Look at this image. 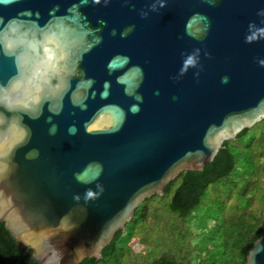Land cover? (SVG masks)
<instances>
[{
  "label": "water",
  "instance_id": "1",
  "mask_svg": "<svg viewBox=\"0 0 264 264\" xmlns=\"http://www.w3.org/2000/svg\"><path fill=\"white\" fill-rule=\"evenodd\" d=\"M261 9L264 0H0V82L24 79L46 41L58 57L47 82L34 78L38 101L0 106V223L29 259H100L141 203L264 119V37L245 42L250 22L264 27ZM196 49L197 67L182 74ZM245 264H264V233Z\"/></svg>",
  "mask_w": 264,
  "mask_h": 264
},
{
  "label": "trees",
  "instance_id": "2",
  "mask_svg": "<svg viewBox=\"0 0 264 264\" xmlns=\"http://www.w3.org/2000/svg\"><path fill=\"white\" fill-rule=\"evenodd\" d=\"M261 125L262 131L259 132V137L254 140L251 149L249 150V157H246L242 153H235L233 150V146L236 142H232L235 139H240L248 134V129L242 130L235 139L230 141H225L223 143L222 148L217 152L213 160L207 163L202 170L199 171H183L181 172L177 178L171 181L165 188L164 192L161 195H153L149 199H146L143 203L139 205L136 209V216L139 219L138 223H135L132 227H134L135 231L137 229L141 230V222L146 217L147 205L159 198H164L167 200V207H169L170 211H172L174 215V221L177 218V221H182L184 223L191 222L194 218V211L198 209V206L203 207L200 204V201L203 200V195L206 186L215 182L218 179H221L229 174L235 175V178L238 180H242V183H248V179L252 181L256 185L255 189H258L254 195H252L251 203L253 202L254 197L257 195L264 196L260 190H264V187L260 186L259 177H264V119L258 124ZM243 155V159L241 163H238L236 159L239 155ZM262 171V172H261ZM247 188H243L241 190L242 193L245 194L248 190ZM234 197V196H233ZM262 198V197H261ZM260 198V199H261ZM264 199V197H263ZM207 200V199H206ZM207 202V201H206ZM250 203V205H251ZM250 205L244 206L241 210L248 208ZM205 206V205H204ZM209 210V206H205ZM232 207V205H231ZM213 210V209H212ZM231 212V210H230ZM224 212L222 218H218L215 222L222 221L224 224L228 220L233 223L231 227L232 229L226 231L216 230L217 239H220L221 246L219 250H217V257L215 255L214 258L207 259V252L205 253L207 261L202 259V262L199 264H245V255L247 251L252 246L253 242L264 233V208L260 209V213L252 214V213H236L233 216V212ZM200 215V214H199ZM197 217L198 225L196 227V233L191 236L190 232L187 233L186 227L185 229H180L177 223H172L171 232L173 233L170 239L163 238L160 240L159 237L152 238V241H159L160 244H156L157 248L161 245H165L166 250L165 253L156 250L154 248L153 251L157 252V255H153L152 257L146 256L142 254L140 251V247L144 242V236L140 232V235L132 238L127 244L126 250L127 252H122L120 256L121 262L125 259V255L128 252H132V250L139 249V252L142 254H136V251L133 256L139 255L135 260L140 261L143 264H195L192 257L189 256V253L184 256V259L180 260L178 258L179 252L181 250H175L177 248L182 247L181 243L189 244L190 240H195L196 238H201L202 233H206L208 230V226L204 223L200 215ZM233 216V217H229ZM133 217V218H136ZM132 218V222H133ZM146 219V218H145ZM130 221V222H131ZM130 224V223H128ZM128 224L125 226L124 230L128 227ZM183 227V225H182ZM183 227V228H184ZM249 227V229H248ZM124 230H119L116 232L112 241L103 248L102 257L98 260L95 258H85L79 264H98L101 260L107 258L108 256L114 254L116 252L117 246L116 242L121 237ZM174 230H177L175 232ZM182 233H184L182 236ZM238 235L239 239L237 243L232 242L233 238ZM234 236V237H231ZM150 241V240H149ZM200 250L195 252L194 255L197 256L203 250L207 249L206 245L200 243ZM148 247V246H147ZM238 249V252H236ZM191 252V250L189 249ZM236 252V253H235ZM132 254V253H131ZM30 251L26 252L25 249H20L17 246L16 241L12 238L8 230L5 228L4 223H0V264H38L37 261L29 259ZM145 256L144 260H141L142 256ZM149 255V254H148ZM216 260V263L215 261ZM124 264V263H122ZM136 264H140L139 262Z\"/></svg>",
  "mask_w": 264,
  "mask_h": 264
},
{
  "label": "rangeland",
  "instance_id": "3",
  "mask_svg": "<svg viewBox=\"0 0 264 264\" xmlns=\"http://www.w3.org/2000/svg\"><path fill=\"white\" fill-rule=\"evenodd\" d=\"M262 121L258 122L253 127L249 128L247 135H245L244 137L240 139H235L232 141V142H236L235 145H232L234 147L233 150L235 153H242L246 157H249V153H250L249 150L251 149L253 142H255L254 140H256L259 137V132L262 131L261 125H258ZM243 157L244 156L240 154L238 158L236 159V161L238 163H241ZM259 179H260L259 180L260 186L264 187V177L260 176ZM242 187L243 188L248 187L247 189L248 191L245 194H240L243 191L241 190ZM255 187L256 185L252 183V181H250L249 179H248V183H242V180H238L235 178L234 173L229 174L221 179H218L215 182H212L211 184L206 186L204 195H203V200L200 201V204L203 207L198 206V209L194 211L193 220L187 223H184L182 221H177V218L174 221L175 214L172 211H170L167 205H165L167 203L166 199L159 198V199H155L151 201L147 205L146 217H145L146 219L144 218V220L141 222L140 232L144 236L145 240L142 246L140 247V250H141L140 252L149 257L150 256L152 257L155 254L157 255L156 250H159L165 253L166 248L164 247L166 246L161 245L160 247L157 248L156 244H160V243L159 241H156V242L152 241V238L159 237L160 240H163V238L170 239L173 235L170 229L172 227L173 222L177 223L180 229H185L186 227L187 233L190 232L192 236L193 234L196 233V227L198 225L197 223L198 220L196 219L198 215L200 214L202 215V216L199 215L200 218L203 219L202 221L206 223L209 228L208 230H206V233L204 234L202 233L201 238L199 239L196 238L193 241L190 240L189 244H185V242L181 243L182 247L175 249L176 251L181 250L179 252L178 258L180 260L184 259V256L188 255L186 254V251L187 253H189V256L192 257V260H194L195 264L201 263L202 259L207 261L206 259H204V257H206L205 255L206 252L208 255L207 257L208 260L210 258H214L215 255L217 257V250H219V248L222 246H221L220 239H217L216 230L220 228V230L222 231L224 230L227 232L228 230L232 229L234 226L231 227L233 223L230 222L229 220L225 222L224 224L222 223V221H219L216 223L215 220H217L218 218L219 219L222 218L223 217L222 214L224 212H230V210H231L230 213L234 211L233 216L237 212L238 213L248 212V214L249 213H252V214L260 213L259 212L260 209L264 208V199H263L264 196L259 194L256 197H254L252 203L250 201L251 200L250 197H252V195H254L255 192L258 190V189H255ZM260 192L264 195V190H260ZM204 205L205 206L207 205V207L209 206V210ZM247 205H250V206L244 210L243 209L241 210V208ZM233 216H229V217H233ZM139 219L136 217V218H133V222L132 221L129 222L130 224H128V227L124 230L121 237L116 242V246H117L116 252L108 256L107 258L101 260L98 264H122V263L136 264L138 262L140 264H143L142 262L135 260L139 255L133 256L135 251H136V254L140 253L139 249L135 251L132 250L131 252L132 254L128 252L127 255H125V259H123V262H121L120 260V256L122 252H127L126 247L129 241L135 236L140 235L139 230L137 229V232H136L134 227H132L135 223L139 222ZM182 225L183 227L185 225V227L183 228ZM174 231L177 232V230H174ZM183 234L184 233H182V236H184ZM231 237H234V236H231ZM238 239H239V236L236 235L233 238L232 242L234 243L235 241V243H237ZM199 240L201 244L206 245L207 249L203 250L201 253H199V255L195 256L194 253L200 250ZM154 248H157L155 252L153 251ZM189 249L191 250V252L189 251ZM236 252H238V249H236ZM141 253L140 255H142ZM144 255L141 257V260L145 259ZM214 261L216 263V260Z\"/></svg>",
  "mask_w": 264,
  "mask_h": 264
},
{
  "label": "clouds",
  "instance_id": "4",
  "mask_svg": "<svg viewBox=\"0 0 264 264\" xmlns=\"http://www.w3.org/2000/svg\"><path fill=\"white\" fill-rule=\"evenodd\" d=\"M94 3H100V0H94ZM107 4L108 0H104ZM163 4H161V7ZM153 5V9H155ZM259 16L264 17V9L258 12ZM249 34L245 37L246 43L254 42L258 37H264V27L257 28L255 23H249L248 25ZM126 34V33H125ZM49 41L45 42L43 48V59L38 60L32 67L31 72L24 78L18 79L15 76L9 77L8 81L0 82V106H12L19 105L21 107H28L29 100L35 103L39 100V86L34 83V78L42 79L47 82L48 77L51 73L56 71L58 57L54 56L49 45ZM199 49H196L193 54H189L183 61L181 73L183 74L188 70L189 67H197L199 59ZM205 55H208L206 52ZM259 63L264 65V60H260ZM198 75V74H197ZM226 79V78H223ZM30 135V130L24 128L19 129V136L21 140H25ZM11 155V153H9ZM7 164L0 161V173H3L7 168ZM99 187V185H98ZM102 191V189H101ZM87 197H92L94 194L92 191L87 192Z\"/></svg>",
  "mask_w": 264,
  "mask_h": 264
}]
</instances>
